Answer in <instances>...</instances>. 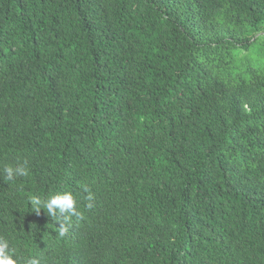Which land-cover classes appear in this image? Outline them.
<instances>
[{"label":"trees","instance_id":"trees-1","mask_svg":"<svg viewBox=\"0 0 264 264\" xmlns=\"http://www.w3.org/2000/svg\"><path fill=\"white\" fill-rule=\"evenodd\" d=\"M65 192L67 221L34 210ZM0 238L20 264H264V0H0Z\"/></svg>","mask_w":264,"mask_h":264},{"label":"clouds","instance_id":"clouds-1","mask_svg":"<svg viewBox=\"0 0 264 264\" xmlns=\"http://www.w3.org/2000/svg\"><path fill=\"white\" fill-rule=\"evenodd\" d=\"M7 171L9 173L7 179H11L12 170L7 169ZM15 171L20 175L27 174L22 166L17 167ZM31 202L37 213L43 209L52 217L57 216L56 209H59V213L64 214L63 216L66 221L69 219L70 214H75V205L77 203L70 192L50 196L47 200H41L39 197L33 196ZM59 234L61 236L64 235V229L62 226ZM0 264H20V259L16 257L15 250L11 249L8 242L3 240V238H0ZM25 264H38V262L36 259L29 258L26 260Z\"/></svg>","mask_w":264,"mask_h":264}]
</instances>
